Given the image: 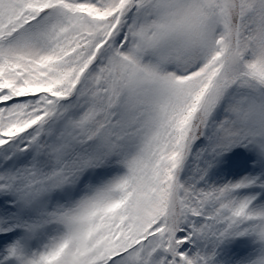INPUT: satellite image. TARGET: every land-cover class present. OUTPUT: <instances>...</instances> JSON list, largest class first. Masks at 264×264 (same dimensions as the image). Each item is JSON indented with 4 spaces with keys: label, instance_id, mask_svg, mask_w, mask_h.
Listing matches in <instances>:
<instances>
[{
    "label": "snow or ice",
    "instance_id": "6c2138e0",
    "mask_svg": "<svg viewBox=\"0 0 264 264\" xmlns=\"http://www.w3.org/2000/svg\"><path fill=\"white\" fill-rule=\"evenodd\" d=\"M0 264H264V0H0Z\"/></svg>",
    "mask_w": 264,
    "mask_h": 264
}]
</instances>
